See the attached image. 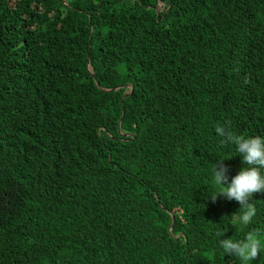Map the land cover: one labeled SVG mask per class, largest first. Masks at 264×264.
<instances>
[{"label":"trees","instance_id":"obj_1","mask_svg":"<svg viewBox=\"0 0 264 264\" xmlns=\"http://www.w3.org/2000/svg\"><path fill=\"white\" fill-rule=\"evenodd\" d=\"M217 124L264 137V0H0V264H241Z\"/></svg>","mask_w":264,"mask_h":264},{"label":"clouds","instance_id":"obj_2","mask_svg":"<svg viewBox=\"0 0 264 264\" xmlns=\"http://www.w3.org/2000/svg\"><path fill=\"white\" fill-rule=\"evenodd\" d=\"M215 131L224 138V143L236 145V152L243 157L245 167L228 183L227 166L223 160L216 163L212 185L217 191L211 199L215 201L223 196L237 201L241 206L240 214L238 221L235 217L234 221L247 226L256 216V207L251 203V198L254 193L264 191V175L261 174V169H264V137L236 135L221 124L216 125ZM219 243L226 254L235 256L241 264H249L264 252V244L256 231H249L243 240L227 238L220 239Z\"/></svg>","mask_w":264,"mask_h":264},{"label":"water","instance_id":"obj_3","mask_svg":"<svg viewBox=\"0 0 264 264\" xmlns=\"http://www.w3.org/2000/svg\"><path fill=\"white\" fill-rule=\"evenodd\" d=\"M87 58H88L87 68H88L90 74L93 76L94 81H95V83L98 85L99 88L104 89V90H106V91H111V90H118V89H120V88L123 87V86L128 87L129 90L126 91V92L124 93V95H123V99H124V97H125L126 95H128V94L133 90V89H132V88H133V84L130 83V82H129V83H125V84H123V85H121V86H118V87L111 88V89H105V88H103V87L101 86L100 82H98L97 78H96L95 75L93 74L92 67H91V64H90V59H89V47H88V52H87ZM122 103H123V101H122ZM123 107H124V106H123ZM124 116H125V110H124V108H123V115L121 116V118H120V120H119V125H120V126H121V123H122V121H123ZM121 133H123V134H127V135H128V134H129V135L132 134L131 132H126V133H125V132H122V131H121ZM170 216H171V218H172V225H171V228H170L169 232H170V234H172V229H173L174 224H175V217H173V214H172V213H170ZM185 241H187V239H185Z\"/></svg>","mask_w":264,"mask_h":264}]
</instances>
